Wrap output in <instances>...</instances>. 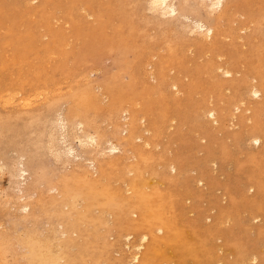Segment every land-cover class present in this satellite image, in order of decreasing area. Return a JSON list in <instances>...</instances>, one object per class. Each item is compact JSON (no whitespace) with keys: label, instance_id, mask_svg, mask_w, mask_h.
Instances as JSON below:
<instances>
[{"label":"rangeland","instance_id":"obj_1","mask_svg":"<svg viewBox=\"0 0 264 264\" xmlns=\"http://www.w3.org/2000/svg\"><path fill=\"white\" fill-rule=\"evenodd\" d=\"M122 1L0 0V169L4 165L0 171V234H4L0 235V240L3 241V243L0 242V264H128V253L131 254L133 250L129 249L128 252V248L124 247L123 243L126 241L122 235L132 233L134 239L144 232H152L151 240L145 243L141 253V256L143 253L146 254L147 264H221L223 254L217 248L222 245V240L218 236L223 233L227 234L229 242L226 257L228 260H235V264L237 263L236 259L240 257L239 262L242 264V259L253 249H262L260 251L264 255V95L255 99L253 96L250 97V92L247 90L246 93L243 92L245 88L249 89V83L253 82L250 80L252 79L251 74H255L256 71L258 74H264V0H234L233 5L235 4V7L231 6L228 18L233 23L232 21L228 23L224 21L223 26L225 25V28L228 26L227 29L230 26L231 30L232 25L234 27L238 25L236 28H232L235 31L239 27L238 32L237 30L230 32L229 29H221L219 34L221 39L219 37L216 39V44L219 47L213 42L210 49H203L197 44H190L187 39L183 38L186 36L178 34V32L180 33L178 29L173 28L171 30L169 28L170 32L166 29L165 34L164 29H162L164 25L155 19L154 14H150L153 12L146 6L148 0H139V3L135 0H127L128 3H125V0ZM181 1L183 0H179V3ZM245 1H247V5ZM115 2L118 3L115 4ZM241 3L242 5L239 6ZM38 4L41 6H36ZM68 6L72 14H75L72 16L75 19L67 13L66 8ZM114 6L117 8L115 9ZM133 7L136 10L134 14H131L129 9L131 10ZM75 8H78L79 11ZM122 8H125L130 15L129 20L124 17ZM246 8L250 10L247 11ZM114 9L115 11H113ZM121 11L123 13L118 17L117 14H120L118 12ZM199 11L204 12L205 8L199 7ZM235 13L239 19L236 18ZM240 14L242 16H239ZM230 15L234 18L231 19ZM234 20H236V24H234ZM243 21L245 24L249 23L245 30L249 31L243 30L244 33L240 28ZM218 28H222V26ZM223 30L225 31L222 33ZM158 31L161 33L158 34ZM234 33L239 35L237 37H241L240 40L236 38ZM225 34L226 36H224ZM232 34L234 36L231 38ZM247 34L248 36H246ZM173 35H177V38L182 37V39L180 38L178 41ZM162 36L167 38L173 36L172 38H175L174 46L177 47L180 43L183 46L182 49L184 48L183 51L185 49L188 51L181 52L182 49L179 46L180 51L178 50L176 54L177 59L175 57V59H171V62L166 61L164 63L165 68H169V72L165 69V76L169 79L165 77L166 80L161 82L160 89L162 92H160L163 95H157V92L150 93L151 98L149 97V99L153 101V104L154 101H157L152 109L159 110L158 113L156 112V116L152 110L151 123L158 122L157 126L160 130L155 127L156 124L153 126L146 119L145 126L149 127L150 133L144 134L143 141L140 140L144 143V145L142 143L144 147L137 141L140 146L137 144L128 146L129 143L124 142L122 138L112 137V122L110 121V124L106 122V120H111L109 114L105 113L106 110L103 113L100 112L101 109L99 111L94 102L95 109L91 106L92 100L90 97H86L89 92L86 93L84 86L90 84L92 88H95L92 89L93 92L95 91L93 94L100 93L95 94L99 99L107 96L108 91L105 89L110 90V87H114L115 82L119 83V80L124 83H133V76H136L137 81L135 80L133 85L130 83L131 91L140 92L150 86L153 87L154 84L158 83V78L151 77V72H154V69L150 63L155 61L156 51L159 53L166 51L168 39L163 37L164 41L161 43ZM234 37L236 40L233 39ZM17 38L19 42L17 49H15L12 42L16 41ZM222 38L225 39L223 40L224 45L221 43ZM86 39H89L90 42L87 43ZM237 40L239 41L237 42ZM153 43L156 46H152ZM242 43H246V45L244 46ZM185 45L186 47L189 45V47L186 48ZM149 46L151 47L149 48ZM191 46L193 47L191 48L192 51L190 50ZM148 48L153 50V54H155L150 55L151 52L149 55L146 54L148 57L150 56V60L144 54V52H148ZM230 49L231 52H229ZM190 51L192 53H189ZM203 51H207L208 53L205 52V54L208 56L203 55ZM202 52L203 54H201ZM216 52L219 54H215ZM211 53L215 54H212L214 58ZM238 54L242 55L239 56ZM144 55L147 58L145 61ZM199 55L202 57H198ZM217 55L222 57L219 56V58ZM216 56L221 60H218ZM245 56L246 60H244ZM135 57L138 60H133ZM139 57H144V62ZM256 59H260L261 62ZM225 60L228 61L227 65L235 68V70L242 68L237 72L239 74L234 73L230 77H223L220 71L213 69L214 66L217 67L216 65L224 64ZM243 60L244 62H242ZM134 61L135 64L129 67ZM137 61L139 64L142 62L144 70L145 67L147 68L146 73L141 67V71L146 74L139 72V68V70L137 69L138 73L136 72L135 68L139 67ZM240 64L242 67H239ZM146 65H150L148 66L150 68ZM260 66L263 70H261L262 68L259 69ZM132 69L133 74L129 73ZM253 69L255 70L253 71ZM216 70L222 75L213 72ZM213 73L217 74L215 78ZM142 75L148 78V87L140 80L143 78ZM245 75L250 79L246 77L244 79ZM149 77L154 82L153 85L149 82ZM146 78L143 79V82H146ZM132 79L133 81H131ZM168 81L176 83L178 85L177 90ZM163 82L165 83L163 84ZM78 85H81L80 89L84 88L83 91H79ZM104 85L106 86L105 89H103ZM168 85L169 88L171 87L170 90L166 89ZM133 86H136L135 90H133L135 88ZM118 87L121 86L118 85ZM240 87L244 89L242 90ZM172 89L178 93L175 91L172 94ZM74 90L79 95L80 92L82 94L85 91L81 96L85 97L87 104L84 106L90 111V113L87 111L85 114L86 109L81 107V104L77 105L79 112L82 111L80 114L84 113L85 115V117H81L84 124L82 129L96 135L97 139L99 138L98 144L102 140V143L106 142L107 144L106 138H108L117 142L121 148L117 152L118 154L116 153L119 157L116 154L111 158L106 154L99 157L100 155L93 151L94 147L82 148L78 145L75 134H78L77 132L80 130L74 128V137L69 134L68 142L70 141V145L77 152L90 158L94 156L93 159L95 158L97 164L101 165L100 172L95 171L90 166L88 168L87 161L79 162L80 166H78L76 160L74 163V161L68 162V160L63 161L59 158L62 162L54 154L48 153V150L52 152L47 135L50 133L49 131L53 130L52 121L58 111L62 109L65 111L66 106L68 108L77 104L75 99L77 95L72 96ZM120 92H126L124 86ZM179 92L182 94L181 96ZM247 92L249 99L246 97L248 96ZM242 93L243 99H237L239 96L242 97ZM222 94L223 96H221ZM106 96V100L102 98L99 101L96 97L97 104L104 101L101 105L105 106V103L109 102V98ZM57 97L60 98V101L53 100L52 102V99H57ZM207 98H209L207 102L211 98L209 102L212 104H210L211 106L207 104ZM173 99L178 104L174 103ZM50 101L54 106L51 105ZM72 101L76 104L71 105ZM2 102L4 103L2 104ZM164 102L165 104H163ZM238 103L241 104L238 105ZM199 109L204 110V112ZM207 109L216 111L217 123L209 115L210 110L206 112ZM166 110L169 111L165 112ZM232 110L234 111L233 114L229 115ZM94 111L97 119L91 115ZM199 111L205 115L200 112L204 116H199ZM165 113H171V115L166 116ZM206 116L211 118H209V123L205 121H208ZM199 117L200 119H198ZM84 118L87 121L90 119L91 122L87 124ZM162 120L164 121L163 128L162 124L159 125ZM228 122L231 123L232 127L227 126ZM142 124L144 125V123H141V127H143ZM150 126L153 127V131H158L155 135L153 134L154 137L151 135L152 129L150 128L152 127ZM101 129L107 130L108 133L107 131V134L103 132V136L101 132L98 137ZM98 132L99 134H97ZM246 132H255L261 135L260 144H252L250 140H246ZM156 135L162 136L159 138ZM242 136L244 137L242 138ZM156 138H158V142ZM73 139L75 140L72 141ZM43 144L47 145L48 150L43 147ZM247 145L248 147H246ZM174 149L175 151H173ZM123 151L125 153H122ZM18 157H23L27 168L26 179L25 181L22 180L24 183L18 184L19 187L23 188V191H19L20 188L16 184ZM120 158L122 159L119 160ZM210 160L214 161L211 162ZM186 161L189 163L186 164ZM66 162L69 164H65ZM172 162L177 166L175 170L170 166ZM14 167L15 169L11 171ZM162 167L163 170L160 169ZM169 167L173 172L169 171ZM8 168L9 171H7ZM194 169L197 170L195 171L197 177L194 175ZM10 174L13 176L12 179ZM14 177L16 179L13 181ZM195 178H198V181ZM248 186H252L253 190H249ZM125 191L128 192L125 193ZM24 204H28V207H24ZM212 206L228 208L227 214L218 221L222 225L209 220L207 222V216L211 211L209 209L210 207L213 208ZM240 210H243L245 214ZM145 213L148 216V218L146 217L147 221L143 219L142 214ZM255 214L257 218L251 222V216ZM197 217L202 221H197L199 220ZM204 218L205 221L203 222ZM130 222L141 223L139 227L130 229ZM198 223L200 224L198 225ZM159 225L163 227L162 232L156 230V226ZM210 228L212 230L208 231ZM60 234L63 235L60 236ZM118 235L121 236L119 241L117 240ZM57 249L58 251H56ZM251 261L249 260V264H259L258 261Z\"/></svg>","mask_w":264,"mask_h":264},{"label":"bare ground","instance_id":"obj_2","mask_svg":"<svg viewBox=\"0 0 264 264\" xmlns=\"http://www.w3.org/2000/svg\"><path fill=\"white\" fill-rule=\"evenodd\" d=\"M20 1V0H19ZM30 1V0H29ZM122 1V0H121ZM136 2L138 1V3H139V0H135ZM233 1L234 0H183V1H181V3H179V0H148V1H146V2H148V5H146L147 3L146 2H144V3H146V4H144V5H146L147 7H149V9L153 12V13H150L151 15H155V19L157 20V21H159V23L160 24H163L164 25V27L162 28V29H164V33H165V30L167 29V31H169L170 32V30H168L169 28L172 30L173 28L174 29H178L179 31H180V33L178 32V34H181V36H186V37H183V38H185V39H187L188 41L187 42H189L190 44H192V45H199L200 47H202L203 49L204 48H207V49H210L211 48V46H212V43L213 42H215V44H216V39H217V37H219L220 38V36H219V34H220V32H221V29H225V30H230V26H229V28L227 29V27L225 28L224 26H223V22L224 21H227V23L228 22H230V21H232V20H229L228 18H229V14H230V12H231V6H233V7H235V4L233 5ZM28 2V1H27ZM31 2H35V1H31ZM55 2V1H54ZM123 2V1H122ZM247 1H245V3H246ZM118 3V2H117ZM116 2H115V4H117ZM125 3H128V1L127 0H125ZM85 4V3H84ZM114 4V5H115ZM122 4V3H121ZM251 4V3H250ZM81 5V4H80ZM80 5H78V7L80 8ZM123 5V4H122ZM242 5V3L239 5V6H241ZM246 5H247V3H246ZM27 6H28V4H27ZM36 6H41L40 4H38V5H36ZM61 6V5H60ZM70 6V5H69ZM68 6V8H66L67 10V13H69V16L71 15V17L73 16V15H75V14H72V11L71 10H69V7ZM82 6V5H81ZM239 6H238V8H239ZM248 6H250V5H248ZM75 7H77V6H75ZM85 7V6H84ZM124 7V6H123ZM199 7L200 8H205V11L203 12V11H199ZM43 8V7H42ZM45 8V7H44ZM71 8H73V7H71ZM114 8H115V6H114ZM117 8V7H116ZM115 8V9H116ZM141 8H143L142 6H141ZM141 8H140V10H141ZM35 9V8H34ZM75 9H77L78 11H79V9L78 8H75ZM81 9H82V7H81ZM115 9L113 10V11H115ZM123 9V8H122ZM121 9V10H122ZM198 9V10H197ZM247 9V8H246ZM252 9V8H251ZM36 10V9H35ZM135 8L133 7V9H129V11H131V14H134L135 13ZM139 10V11H140ZM149 10V11H150ZM250 10V9H249ZM248 9H247V11H249ZM253 10V9H252ZM38 11V10H37ZM73 11H74V9H73ZM88 11H90V10H88ZM112 11V10H111ZM119 11V10H118ZM128 11V10H127ZM39 12H41V10H39ZM43 12H44V10H43ZM42 12V13H43ZM124 12V13H123ZM123 12L121 11V12H118V13H120V14H117L118 15V17L119 16H121V13H123L124 14V17L126 18V19H128L129 20V14L126 12V9L124 8L123 9ZM142 12V11H141ZM76 13V12H75ZM89 13H91V11L89 12ZM139 13V12H138ZM138 13H136V14H138ZM31 14V13H30ZM49 14H51V13H49ZM92 14H93V12H92ZM99 14V13H98ZM122 14V15H123ZM143 14V13H142ZM141 14V15H142ZM236 14V13H235ZM235 14H233V15H235ZM242 15H243V13H241ZM239 15V16H242V15ZM67 15V14H66ZM90 15V14H89ZM94 15V14H93ZM95 15H96V13H95ZM141 15H139V16H141ZM237 15V14H236ZM54 16V15H53ZM97 16V15H96ZM138 16V17H139ZM143 16V15H142ZM147 16V15H146ZM145 16V18L147 19V17L149 16H147L146 17ZM71 17H70V19H71ZM236 17V16H235ZM244 17V16H243ZM242 17V18H243ZM73 18V17H72ZM84 18V17H83ZM139 18H141V17H139ZM230 18L232 19V18H234V17H231V15H230ZM237 19H239L238 18V15H237V17H236ZM35 19V18H34ZM73 19H75V17L73 18ZM72 19V20H73ZM123 19V18H122ZM145 19V21L146 22H148L147 20ZM46 20V19H45ZM118 20H119V18H118ZM128 20H127V22H128ZM144 20V19H143ZM251 19H249V21H250ZM44 21V20H43ZM150 21V20H149ZM155 21V20H154ZM119 22V21H118ZM156 22V21H155ZM238 22V21H237ZM245 21H243V23H244ZM251 22H253V20H251ZM157 23V22H156ZM232 23H233V21H232ZM239 23V22H238ZM237 23V24H238ZM242 23V27L240 26V28H242V32L244 33V31L247 29V26L246 25H248V24H243ZM149 24V23H148ZM224 24H226V23H224ZM230 24V23H229ZM234 24H236V20H234ZM155 25V24H154ZM231 25V24H230ZM3 26V25H2ZM15 26H16V24H15ZM220 26H222V28H218V27H220ZM236 27L238 26V25H235ZM224 27V28H223ZM234 26L232 25V28H233ZM236 27H234V28H236ZM98 28V27H97ZM161 28V27H160ZM159 28V30H162V29H160ZM232 28H231V30H232ZM249 28V27H248ZM95 29V28H94ZM128 29V28H127ZM220 29V30H219ZM237 29H239V27L237 28ZM236 29V30H237ZM225 30H223L222 31V33L225 31ZM230 30V32H232ZM235 30V31H236ZM244 30V31H243ZM255 30V29H254ZM126 31H128V30H126ZM174 32H175V30H173ZM235 31H233V32H235ZM247 31H249V30H247ZM247 31H245V32H247ZM237 32H238V30H237ZM236 32V33H237ZM17 33V32H16ZM161 32L160 31H158V34H160ZM228 33V32H227ZM236 33H234L235 34V36H236V38H238L239 40H240V38L239 37H237V36H239L238 34H236ZM11 34V33H10ZM166 34V33H165ZM165 34H164V36H165ZM177 34V35H178ZM231 34V33H230ZM18 35V34H17ZM133 35V34H132ZM162 35H163V32H162ZM176 35V36H177ZM52 36V35H51ZM161 36V35H160ZM164 36H162V38L164 37ZM174 37H176L175 35H173ZM172 36V37H173ZM180 36V35H179ZM221 36H222V34H221ZM224 36H226V34L224 35ZM223 36V37H224ZM229 36V35H228ZM224 37V38H229V37ZM232 36H234L233 34L231 35V38H232ZM246 36H248V34L246 35ZM18 37V36H17ZM129 37V36H128ZM167 38V37H164L165 39L167 38L168 40H167V43H166V51L163 53H159V51L157 52H155V48L153 47V50H154V52L156 53V58H154L155 59V61L154 62H151L150 64H151V67H152V69H154V72H151V77L152 78H154V79H156V78H158L157 79V81H158V83L157 84H154V82L151 80V77H149L150 78V83H152V85L154 84V86L152 87V86H150L151 87V89H149V88H146V89H144V91L142 90V91H136L135 89H136V86H133V90H135V91H131V85H130V83H132V82H130V83H124V82H120V80L118 81L119 83H117V82H115L116 84H114V87H110V90H107L108 88H106L105 89V82H104V87H103V89H105L106 91H108V95L106 96V97H108L109 98V102H107V104L105 103V106H103V105H101L102 104V102H104V101H101V103L99 102V104H97L98 103V101L100 100V99H102V98H104L105 99V96H103V97H100V99L98 98V96H96V95H98V94H100V93H95V94H93L94 92L92 91V89L94 90L95 88H92L91 87V85L90 84H87L86 86H84V88H85V91H86V93L87 92H89V94L90 93H92L91 95H89L88 94V96H86L87 98L88 97H90V99L92 100V102L90 103L91 104V106L95 109V106H96V108H98L99 109V111H100V109H101V111L100 112H104L105 110H106V112L105 113H108L109 114V117L111 118V120L109 119V121L108 120H106V122H108L109 124H110V121L112 122V126H113V130H112V132H111V134H112V137H117V139H120V138H122L123 140H124V142H126V143H129V144H127L128 146H130V144H137V142H139V144L141 143V146H143L144 145V143L142 142L143 141V137H144V134H148V133H150V131H149V127L146 125L145 126V121H146V119L151 123V117H150V115L152 114V106H154V104L157 102H155L154 101V104H153V101L151 100V99H149V97H150V95L153 93V92H157L156 94L158 95V94H162L163 95V93H161L162 91H161V89H160V85H161V82L163 81V80H166L165 79V73H166V71H168L169 70V68L168 69H166L165 68V65H164V63L166 62V61H170L171 62V59H175V57L177 56L176 54H177V52H178V50H179V46L181 47L180 49H182V47L183 46H181L182 44H178L177 45V47H176V45L174 46V43H175V38ZM252 37H254V36H252ZM19 38V37H18ZM18 38H17V40L16 41H13L12 43V46L15 48V49H17V44H18ZM62 38V37H61ZM142 38V37H141ZM164 38H163V40H161V43H162V41H164ZM177 38V37H176ZM182 39V37H178L177 38V40L179 41V39ZM247 38V37H246ZM251 38V37H250ZM35 39V38H34ZM59 39V38H58ZM95 39V38H94ZM221 39V38H220ZM234 40H236L235 39V37L233 38ZM253 39V38H252ZM89 39H86V41H87V43H89L90 42V40L88 41ZM177 40H176V43H178L177 42ZM223 40H225V39H223L222 38V44L224 45V41ZM230 40V39H229ZM233 40V41H234ZM239 40H237V42L239 41ZM241 40H243L244 41V39H241ZM249 40V39H248ZM247 40V41H248ZM125 41H126V39H125ZM232 41V42H233ZM254 41V40H253ZM183 42H185L184 40H183ZM224 42V43H223ZM226 42H228V41H226ZM242 42V41H241ZM57 43V42H56ZM160 43V44H161ZM220 43V44H221ZM20 44V43H19ZM27 44V43H26ZM132 44V43H131ZM187 44V43H186ZM219 44V43H218ZM243 44V43H242ZM242 44H240L241 46H242ZM148 45V44H147ZM156 46V44L155 43H153L152 44V46ZM222 45V46H223ZM234 45V44H233ZM244 46L246 45V43L245 44H243ZM19 46V45H18ZM87 46H88V44H87ZM87 46H85L86 48H88ZM144 46V45H143ZM216 46H218L217 44H216ZM215 46V47H216ZM232 46V45H231ZM237 46H239V45H237ZM255 46V45H254ZM24 47V46H23ZM139 47V46H138ZM148 47V46H147ZM151 46H149V48H150ZM158 47H159V45H158ZM167 47H168V49H167ZM184 47H186V45L184 46ZM187 47H189V45L187 46ZM186 47V48H187ZM219 47V46H218ZM217 47V48H218ZM232 47H235V46H232ZM85 48V49H86ZM145 48V47H144ZM148 48V49H149ZM162 48V47H161ZM191 48H193L192 46L190 47V50H191ZM236 48V47H235ZM235 48H234V50H235ZM240 48H242V47H240ZM244 48V47H243ZM159 49H160V47H159ZM163 49V48H162ZM162 49L160 50V52L162 51ZM184 49V48H183ZM183 49L181 50V52L183 51ZM237 49V48H236ZM153 50L151 51L150 49L148 50V52H144V54L146 55H149V53L151 52L152 54H150V55H155V54H153ZM164 50V49H163ZM188 51V49H185V51ZM198 50V49H197ZM247 50V49H246ZM180 51V50H179ZM185 51H183V52H185ZM192 51V50H191ZM189 52V53H192V52ZM248 51V50H247ZM199 52V51H198ZM203 52H204V54H203ZM201 54H203V55H207L208 56V54H205V52H207V51H203ZM224 52V51H223ZM229 52H231V49H230V51ZM239 52V51H238ZM43 53V52H42ZM137 53H139V52H137ZM186 53H188V52H186ZM188 53V54H189ZM208 53V52H207ZM248 53V52H247ZM134 54H135V52H134ZM181 54H183V53H181ZM187 54V55H188ZM200 54V55H201ZM215 55V54H219V53H211V55ZM263 54H264V52H263ZM138 55V54H137ZM145 55H144V57H145ZM146 55V57H148ZM184 55V54H183ZM183 55H180V56H182L183 57ZM186 55V54H185ZM192 55V54H191ZM200 55L198 56V57H200ZM213 55H212V57H213ZM239 55V54H238ZM240 55H242V54H240ZM239 55V56H240ZM195 56V55H194ZM204 56V57H205ZM218 56V55H217ZM216 56V57H217ZM220 57H222V56H225V54H222V56L221 55H219ZM218 56V57H219ZM138 57V56H137ZM137 57H135V58H137ZM144 57H139V58H141L142 60V62H144L145 61V59H147L146 57L144 58ZM150 57V56H149ZM148 57V58H149ZM155 57V56H154ZM197 57V58H198ZM202 57V56H201ZM200 57V58H201ZM217 57V59L218 60H221V59H219ZM256 57V56H255ZM262 57V56H261ZM3 58V57H2ZM133 59V60H138V58L137 59ZM143 58H144V61H143ZM152 59H153V57H151ZM206 58V57H205ZM214 58V57H213ZM225 58V57H224ZM264 58V57H263ZM176 59H177V57H176ZM216 59V60H217ZM247 58H246V56H245V59L244 60H246ZM128 60V59H127ZM126 60V61H127ZM149 60H150V58H149ZM149 60H147V61H149ZM222 60H224L223 58H222ZM237 60V59H236ZM244 60L242 61V62H244ZM257 60V59H256ZM129 61H132V60H129ZM146 61V63H148ZM211 61H214V60H211ZM226 61V60H225ZM225 61H224V64H220L219 66L218 65H216L217 67L215 68V66H214V64H213V66H214V68H213V66H212V68L213 69H217L218 71H220L222 74H223V77L224 76H227V77H230V76H232L234 73H237V72H239V70L240 69H242V68H240L239 70H235V68L233 69L232 67H229L228 65H227V62L228 61H226V63H225ZM250 61V60H249ZM253 61V60H252ZM258 62H261L260 61V59L259 60H257ZM263 61H264V59H263ZM262 61V62H263ZM142 62H140V64L138 63V61H137V64H138V66L139 67H137V68H135L136 69V72L138 73V70H139V72L141 71V67H142V70H144L143 68H144V66H142ZM150 62V61H149ZM181 62V61H180ZM199 62H200V60H199ZM239 62V61H238ZM251 62V61H250ZM127 63V62H126ZM145 63V64H146ZM208 63V62H207ZM211 62H209V64H210ZM246 63H247V61H246ZM256 63V62H255ZM125 64V63H124ZM132 64H135V61L134 62H131V64H130V66L129 67H131V65ZM216 64V63H215ZM248 64V63H247ZM263 64V63H262ZM261 64V65H262ZM17 65V64H16ZM144 65V64H143ZM211 65V64H210ZM209 65V66H210ZM243 65V64H242ZM253 65V64H252ZM258 65V64H257ZM21 66V65H20ZM124 66V65H123ZM147 67L148 66H150V65H146ZM199 67H200V65H198ZM241 66V64L239 65V67ZM129 67H126V68H129ZM207 67V66H206ZM211 67V66H210ZM209 67V68H210ZM234 67V66H233ZM242 67V66H241ZM244 67H246V66H244ZM257 67V66H256ZM256 67H254L255 69H257ZM125 68V69H126ZM133 68V67H132ZM139 68V69H138ZM148 68H150V67H148ZM262 67L260 66L259 67V69H261ZM264 68V67H263ZM263 68L261 69V70H263ZM138 69V70H137ZM165 69H166V71H165ZM213 69H210V70H213ZM255 69H253V71L255 70ZM4 70V69H3ZM146 70H147V68L145 67V72H146ZM213 71V72H217L218 73V71ZM252 70V69H251ZM126 71H128V70H126ZM148 71V70H147ZM151 71V69L149 70V72ZM22 72V71H21ZM141 72H143V71H141ZM145 72H143L142 74H146ZM169 72V71H168ZM219 72V73H220ZM257 72V71H256ZM255 72V74H251L250 76H251V78L252 79H250L249 77L247 78V75H245L244 76V79H245V77L247 78V79H250L251 81L253 80V82L250 84L249 83V89L248 88H245V90L243 91V92H245L246 93V90L248 91V92H250V97L251 96H253V97H255V99L257 98V99H259L261 96H263L264 95V82H263V80H264V77H263V75L264 74H262V73H256ZM129 73H134L133 72V69H132V71H130ZM136 73V74H137ZM211 73H212V71H211ZM218 73V74H219ZM220 73V75H222ZM244 73V72H243ZM20 74V73H19ZM26 74V73H25ZM131 74V75H132ZM205 74V73H204ZM207 74V73H206ZM210 74V73H209ZM214 75V78H215V76L217 75L216 73H213ZM237 74H239V73H237ZM236 74V75H237ZM22 75V74H21ZM148 75V74H147ZM208 75V74H207ZM5 76H7V75H5ZM133 76V75H132ZM143 76V75H142ZM142 76H141V78H142ZM150 76V75H149ZM134 77V81H133V79L131 80V81H133V83H135V80H136V76H133ZM144 78H146L145 76H143V78L142 79H140V78H138V79H140L141 81H142V83H145L144 85L146 86L147 85V79L148 78H146V82H143L144 80ZM166 78H168V77H166ZM214 78H211V80L213 79L214 80ZM169 79V78H168ZM225 79V78H224ZM129 80V79H128ZM139 80V81H140ZM210 80V79H209ZM130 81V80H129ZM137 81V80H136ZM152 81V82H151ZM170 81V80H169ZM168 81V83H170ZM175 81H177V80H175ZM180 81V80H179ZM223 81H225V80H223ZM251 81H249V82H251ZM172 82V81H171ZM220 82H222V81H220ZM43 83V82H42ZM107 83V82H106ZM133 83H132V85H133ZM136 83H138V82H136ZM165 82H163V84H164ZM167 83V84H168ZM180 83V82H179ZM14 84H15V82H14ZM170 84H172L173 85V87H175L176 88V90H177V88H178V85L176 84V83H170ZM188 84H190V83H188ZM219 84V83H218ZM243 84H244V82H243ZM13 85V84H12ZM28 85V84H27ZM118 85H120L122 88H123V86L125 87V89H126V92H124V93H121L120 92V89H122L121 87H118ZM142 85V84H141ZM245 85V84H244ZM1 86V85H0ZM79 86V85H78ZM162 86V85H161ZM171 86V85H170ZM246 86V85H245ZM77 87V86H76ZM147 87H148V85H147ZM1 88V87H0ZM81 88V85L79 86V89ZM83 88V89H84ZM98 88V87H97ZM138 88V87H137ZM163 88H165V87H163ZM171 88V87H170ZM170 88H169V85L167 86V88L166 89H169L170 90ZM221 88V87H220ZM241 89H242V87H240ZM78 89V88H77ZM78 89V90H79ZM83 89H80L79 91H83ZM99 89H101V88H99ZM183 89V88H182ZM244 89V88H243ZM242 89V90H243ZM76 90V89H75ZM74 90V91H75ZM88 90V91H87ZM175 90V89H174ZM175 90V91H176ZM223 90H224V88H223ZM84 91V92H85ZM96 91H98V90H96ZM100 91V90H99ZM161 91V92H160ZM175 91H173V89H172V91H171V93L172 92H175ZM180 91V90H179ZM229 93H230V91L229 90H227ZM241 91V90H240ZM40 92V91H39ZM73 92V91H72ZM84 92H82V94H81V92H80V95L78 94V93H76V91L75 92H73L74 94H72V96L74 95H77V97H75V99L77 100H75L76 101V103H73V101H74V97H73V101L71 102V105L73 104H76L75 106H71L70 104V106L71 107H68L67 108V106H66V110L64 111L62 108V110H60V111H58L57 113H56V116H55V118H54V120L52 121V123L53 124H51V126L53 125V130L52 131H49L50 133H48L47 135H48V140H49V142L48 143H50V148H52V149H50L52 152H49V150H48V147H47V145L45 146V144H43V147L45 148H47V150H48V153H52V154H54L55 155V157H57V159L59 160V161H66V160H68V162H71V161H74V163H75V160H76V164H78V166H80V164H79V162H81V163H83L84 161H87V163H88V168H93L95 171H98V172H100V169H101V165H99V164H97V162L95 161V158L93 159V157L92 158H90V157H87V156H85V155H83L82 153H80V152H77L73 147H72V145H70V141L68 142V136H69V134L70 135H74L75 133H73L74 132V128H77V129H79V130H77V131H79V132H81V134H79V132H77L78 134H75V139H78V145L80 146V147H82V148H88V147H94L93 148V151H95L96 153H97V155L99 154L100 156L99 157H101V155H105L106 154V156L108 155V157H113V156H116L118 153V151L121 149L120 147H119V145H118V143L117 142H113V141H111V139H108V138H106L107 139V144H106V142H103L102 143V141L100 142V144H98V142H97V140L99 139H97V136L96 135H94V134H91V133H88V132H85L82 128L84 127L83 125V118L81 119V117H85V115H84V113L82 114V115H84V116H82L80 113L82 112V111H80L79 112V106H77V105H80L81 107L83 106L84 108H85V106L84 105H86L87 104V101L84 99L85 97H83V96H81V95H83L84 94ZM164 92V91H163ZM177 92V91H176ZM236 92V91H235ZM239 92V91H238ZM248 92H247V95L248 96H246L247 98L249 97V94H248ZM11 93V92H10ZM9 93V94H10ZM14 93V92H13ZM29 93V92H28ZM41 94H42V92H40ZM40 93H39V95H40ZM76 93V94H75ZM85 93V94H86ZM151 93V94H150ZM165 93V92H164ZM178 93V92H177ZM177 93H175V95H177ZM180 93V92H179ZM217 93H220V91H217ZM244 93V95H246ZM45 94V93H44ZM173 94V93H172ZM15 95V94H14ZM48 95V94H47ZM69 95V94H68ZM165 95V94H164ZM182 94L180 93V96H181ZM33 96V95H32ZM31 96V97H32ZM66 96V95H65ZM64 96V97H65ZM174 96V95H173ZM221 96H223V94L221 95ZM260 96V97H259ZM52 97V96H51ZM60 97V96H59ZM59 97H57V99L56 98H54V99H52V102H53V100H55V101H57V100H59L60 98ZM83 97V98H82ZM96 97L98 98V101H97V99H96ZM163 99H164V97L166 98V95L163 97V96H161ZM179 97V96H178ZM208 97H210V95H208ZM233 98H234V96H232ZM245 97V96H244ZM252 97V99H254ZM2 98V97H1ZM14 98V97H13ZM62 98V97H61ZM66 98V97H65ZM64 98V99H65ZM151 98V97H150ZM232 98V99H233ZM247 98H245V99H247ZM29 99V98H28ZM70 99V98H69ZM68 99V100H69ZM209 98H207L206 99V102H207V100H208ZM237 99H243V93H242V97L240 98V96H239V98H237ZM249 99V98H248ZM106 100V99H105ZM151 100V101H150ZM167 100V99H166ZM166 100H165V102H166ZM8 101V100H7ZM54 101V103L56 104V102ZM60 101V100H59ZM69 101H71V99L69 100ZM175 100L173 99V102H174ZM210 101H211V98H210ZM210 101H208L207 102V104L209 105V106H211L210 104H209V102ZM238 101V100H237ZM10 102V101H9ZM31 102V101H30ZM51 102V101H50ZM49 102V103H50ZM51 102V105H53V103ZM66 102V101H65ZM95 104H94V103ZM165 102L163 103V104H165ZM204 102V101H203ZM239 102V101H238ZM241 102H244V101H241ZM4 102H2V104H3ZM58 103V102H57ZM174 103H177V102H174ZM218 103H220V102H218ZM7 104V103H6ZM11 104V103H10ZM14 104V103H13ZM17 104V103H16ZM64 104H66V103H64ZM95 106H94V105ZM167 104V103H166ZM178 104V103H177ZM226 104V103H225ZM237 104V103H236ZM235 104V105H236ZM241 103H238V105H240ZM25 105H26V103H25ZM50 105V104H49ZM57 105V104H56ZM63 105V104H62ZM68 105V106H69ZM97 105H98V107H97ZM157 105L161 108V106L157 103ZM204 105V104H203ZM206 105V104H205ZM219 105V104H218ZM221 105H224V104H222L221 103ZM231 105V104H230ZM234 105V104H233ZM232 105V106H233ZM9 106V105H8ZM54 106V105H53ZM63 106H65V105H63ZM169 106V105H168ZM225 106V105H224ZM36 107V106H35ZM80 107V108H81ZM87 107H90V106H88L87 105ZM155 107V106H154ZM203 107V106H202ZM213 107H214V105H213ZM216 107V106H215ZM3 108H4V106H3ZM78 108V109H77ZM83 108V111H85V109ZM92 108V110H94ZM201 108V107H200ZM45 109V108H44ZM51 109H54V108H51ZM90 109V108H89ZM156 109V108H155ZM166 109V108H165ZM168 109V108H167ZM202 109H204V108H202ZM202 109H199V110H201V111H203L204 112V110H202ZM217 109V108H216ZM224 109V108H223ZM237 109H238V107H237ZM33 110V109H32ZM35 110H37V109H35ZM47 110V109H46ZM103 110V111H102ZM161 110H162V108H161ZM198 110V109H197ZM208 110H210L209 111V115L212 117V120L215 122V123H217L218 122V116H217V114H216V111L214 110V109H207L206 110V112L208 111ZM228 110V109H227ZM234 110V109H233ZM232 110V112L229 114V115H231V114H233V111ZM236 110V109H235ZM48 111V110H47ZM87 111H89L88 109H86V111H85V114H86V112ZM98 111V113H100ZM155 111V112H154ZM159 112V110L157 109V110H153V113H155V116H156V112ZM167 111H169V110H166L165 112H167ZM201 111H199V114H200V112ZM263 111V110H262ZM261 111V112H262ZM56 112V111H55ZM97 112V111H96ZM157 112V113H158ZM161 112V111H160ZM203 112H201L202 114H204ZM205 112V113H206ZM221 112V111H220ZM245 112V111H244ZM248 112H250V111H248ZM89 113H90V111H89ZM196 113V112H195ZM245 113H247V112H245ZM55 114V113H54ZM81 116H80V115ZM165 114H167V113H165ZM168 114H170L171 115V113H168ZM168 114L166 115V116H168ZM202 114H200L199 116H201ZM261 114V113H260ZM45 115V114H44ZM91 115H94L95 117H93V118H96L97 116L95 115V111L93 112V114H91ZM98 115V114H97ZM158 116H159V114H157ZM205 115V114H204ZM204 115H202V116H204ZM228 115V116H229ZM99 116V115H98ZM102 116H104L103 114H102ZM161 116V115H160ZM165 116V115H164ZM165 116V117H166ZM201 116V117H202ZM233 116H235V115H233ZM2 117H4V116H2ZM40 117V116H39ZM47 117V116H46ZM80 117V118H79ZM91 117V116H90ZM105 117V116H104ZM153 117H154V115H153ZM162 117V116H161ZM160 117V118H161ZM198 117V116H197ZM207 117V116H206ZM0 118H1V116H0ZM37 118V117H36ZM48 118H51L50 116H48ZM89 118V117H88ZM99 119L101 118V116L100 117H98ZM209 116L207 117V119H208V121L207 120H205L206 122H208L209 123ZM234 118V117H233ZM246 118H247V115H246ZM44 119V118H43ZM97 119V118H96ZM154 120H155V117L153 118ZM152 119V120H153ZM161 119H164V118H161ZM167 119H168V117H167ZM195 119V118H194ZM198 119H200V117L198 118ZM211 119V118H210ZM220 119V118H219ZM230 120H231V118H229ZM249 119V118H248ZM84 120H86L87 121V119L86 118H84ZM93 120V119H92ZM103 120V119H102ZM175 120V119H174ZM174 120H173V122H174ZM212 120H210V121H212ZM234 120V119H233ZM247 120V119H246ZM50 121V120H49ZM48 121V122H49ZM94 121H95V119H94ZM104 121H105V119H104ZM229 121V120H228ZM85 122V121H84ZM89 122H91V120L90 119H88V121H87V124H89ZM162 122V123H161ZM160 123H159V125L161 126V124H162V128H163V120L161 121ZM173 122H171V123H173ZM231 122V121H230ZM94 123V122H93ZM141 123H144V125H143V127H141ZM158 123V122H157ZM157 123H155V122H153V123H151V125H155V127H159V126H157L158 124ZM171 123H168L169 125L171 124ZM248 123V122H247ZM3 124V123H2ZM46 124H48V123H46ZM45 124V125H46ZM231 124V123H230ZM229 124V122H228V125L227 126H231ZM6 125V124H5ZM4 125V126H5ZM97 125V124H96ZM204 125V124H203ZM209 125V124H208ZM207 125V126H208ZM213 125V124H212ZM211 125V126H212ZM248 125V124H247ZM1 126V125H0ZM50 126V127H51ZM202 126V125H201ZM210 126V125H209ZM213 126H215V125H213ZM95 127V126H94ZM96 127H98V126H96ZM150 127H152V126H150ZM232 127V126H231ZM1 128H3V127H1ZM99 128V127H98ZM178 128H180V127H178ZM246 128V127H245ZM95 129H97V128H95ZM150 129H152V134L151 135H155L156 134V131H153V127L152 128H150ZM159 130H160V128H158ZM244 129V128H243ZM1 130V129H0ZM49 130V129H48ZM51 130V129H50ZM98 130V129H97ZM102 130V129H101ZM100 131V130H99ZM107 131V130H106ZM106 131L105 130H102V131H100V134H99V132L97 133V134H99L98 135V137L101 135V132H102V135L104 136V133L103 132H105L106 133ZM1 132V131H0ZM40 132V131H39ZM158 132V131H157ZM161 132V131H160ZM193 132V131H192ZM107 133H108V131H107ZM106 133V134H107ZM158 134H161V133H158ZM2 135V134H1ZM154 135L152 136V137H154ZM243 135V134H242ZM45 136V135H44ZM157 137L159 136V138H160V136H162V135H156ZM155 136V137H156ZM74 137V136H73ZM244 136H242V138H243ZM45 138V137H44ZM46 138H47V136H46ZM72 138V137H71ZM166 138V137H165ZM75 139H73L72 141H74ZM101 139H102V136H101ZM106 139H104V140H106ZM245 139L246 140H250L251 142H252V144L253 143H256V144H260V142H261V139H262V136L261 135H259L258 133H255V132H246V135H245ZM47 140V139H46ZM140 140H142L141 142H140ZM153 140V139H152ZM156 140H157V142H158V138H156ZM116 141H118V140H116ZM137 141V142H136ZM134 142V143H133ZM136 142V143H135ZM149 142V141H148ZM148 142H145V143H148ZM72 143V142H71ZM105 143V144H104ZM142 143H143V145H142ZM249 143V142H248ZM101 144H104V145H106L105 147H103L104 145H101ZM139 144H137V145H139ZM149 144V143H148ZM246 144V143H245ZM250 145H251V143H249ZM147 145V144H146ZM146 145H145V147H146ZM249 145V146H250ZM140 146V145H139ZM148 146V145H147ZM156 146V145H155ZM245 146V145H244ZM132 147H134L133 145H132ZM131 147V148H132ZM144 147V146H143ZM246 147H248V145L246 146ZM131 148H129L130 150H131ZM138 148H140V147H138ZM137 148V149H138ZM151 148H152V146H151ZM150 148V149H151ZM124 149V148H123ZM133 149V148H132ZM153 149V148H152ZM151 149V150H152ZM106 150V151H105ZM127 150V149H126ZM125 151V150H124ZM122 152V153H125V152ZM134 151V150H133ZM173 151H175V149L173 150ZM128 152V151H127ZM117 153V154H116ZM163 153V152H162ZM52 154H50V155H52ZM93 154V153H92ZM116 154V155H115ZM127 154V153H126ZM157 154V153H156ZM164 154V153H163ZM53 156V155H52ZM118 156V155H117ZM98 157V156H97ZM119 157V156H118ZM121 157V156H120ZM132 157V156H131ZM19 158V157H18ZM52 158H54V157H52ZM62 159V160H60V159ZM56 159V158H55ZM54 159V160H55ZM57 159H56V161H57ZM122 158H120L119 160H121ZM134 159V158H133ZM214 159H216V158H214ZM97 160V159H96ZM109 160H112V159H109ZM55 161V162H56ZM62 161V162H63ZM125 161V160H124ZM211 162H213L212 160H210ZM17 162V161H16ZM58 162V161H57ZM68 162H66L65 164H69ZM78 162V163H77ZM143 163V162H142ZM187 163H189L188 161H186V164ZM62 164H64V163H62ZM72 165H73V163H71ZM113 164V163H112ZM161 164V163H160ZM200 164V163H199ZM209 164V163H208ZM11 165V164H10ZM163 165V164H162ZM161 165V166H162ZM202 165V164H201ZM210 165V164H209ZM4 166V165H3ZM3 166H1V169H2V167ZM7 167H8V165H6ZM15 166V165H14ZM17 168H16V174H17V179L14 177L13 178V181H14V179H16V184H17V186H18V184H23L24 182H22V180L23 181H25V179H26V177H25V175L27 174V168L25 167V164H24V159H23V157H21V158H19V160H18V162H17ZM85 166H87L86 164H85ZM85 166H83L84 168H85ZM90 166V167H89ZM110 166H111V162H110ZM156 166H159L158 164H156ZM171 168L172 169H174L175 170V168L177 167V166H175V163H171ZM82 167V168H83ZM163 167H164V165H163ZM163 167L162 168H160V169H162L163 170ZM82 168H80V170H83L84 171V169H82ZM170 168V167H169ZM171 168H170V170L169 171H172L173 172V170H171ZM194 168V167H193ZM0 169V171H2ZM15 169V167L14 168H12V170L11 171H13ZM78 169V168H77ZM92 169V170H93ZM103 169V168H102ZM165 169V168H164ZM79 170V171H80ZM85 170H87V169H85ZM7 171H9V168H8V170ZM82 171V172H83ZM195 171H197V170H195L194 169V175L197 177V173H195ZM207 171V170H206ZM205 171V172H206ZM81 172V173H82ZM92 172H94V171H92ZM166 172V171H165ZM12 173V172H11ZM86 173V172H85ZM171 173V172H170ZM190 173H191V171H190ZM13 174H14V172H13ZM15 174V175H16ZM94 174V173H93ZM129 174V173H128ZM8 175H9V173H8ZM185 175V174H184ZM187 175H189V174H187ZM10 176H11V174H10ZM12 177L13 176H11L10 178L12 179ZM84 177V176H83ZM88 177H89V175H88ZM155 179V178H154ZM196 179V178H195ZM104 180V179H103ZM151 180H153V179H151ZM156 180V179H155ZM13 181H12V183H13ZM196 181H198V178L196 179ZM195 181V182H196ZM151 182V181H150ZM157 182V181H156ZM194 182V183H195ZM201 182V181H200ZM117 183V182H116ZM145 183V182H144ZM181 183V182H180ZM113 184V183H112ZM125 184V183H124ZM160 184V183H159ZM193 184V183H192ZM196 184V183H195ZM13 185H15V184H13ZM119 185V184H118ZM191 185V184H190ZM16 186V185H15ZM14 186V187H15ZM194 186V185H193ZM19 187V186H18ZM116 187H117V185H116ZM115 187V188H116ZM195 187H196V185H195ZM17 188V187H16ZM20 189H19V191L21 190V191H23V188L22 187H19ZM106 188V187H105ZM249 190H253V188H252V186H248L247 187ZM125 189H126V186H125ZM114 191V190H113ZM113 191H111V192H113ZM31 192V191H30ZM124 192V191H123ZM126 192H128V191H125V193ZM209 192V191H208ZM97 193V192H96ZM213 193V192H212ZM246 193H248V192H246ZM34 194V193H33ZM99 194V193H98ZM116 195V194H115ZM119 196V195H118ZM149 196V195H148ZM30 197V196H29ZM97 197V196H96ZM224 197V196H223ZM26 198V197H25ZM84 198V197H83ZM232 198V197H231ZM92 199H93V196H92ZM31 200V199H30ZM181 200V199H180ZM10 201V200H9ZM189 201V200H188ZM79 202V201H78ZM182 202V201H181ZM40 203V202H39ZM117 203V202H116ZM187 203V202H186ZM35 204V203H34ZM123 204V203H122ZM179 204V203H178ZM177 204V205H178ZM188 204V203H187ZM36 205V204H35ZM78 205H79V203H78ZM103 205V204H102ZM120 205V204H119ZM202 205H203V203H202ZM24 207H28V204H24L23 205ZM65 206H66V204H65ZM121 206V205H120ZM23 207V208H24ZM213 207V206H212ZM22 208V209H23ZM26 208H24V209H26ZM65 208V207H64ZM80 208V207H79ZM29 209V208H28ZM49 210V209H48ZM81 210V209H80ZM86 210V209H85ZM211 210V211H210ZM207 212H208V210H206ZM209 214H208V216H207V222H208V220L209 221H213L214 223H216L217 222V224L219 225V224H221V222L219 223L218 221L219 220H221L226 214H227V212H228V208L227 207H213V208H211L210 207V209H209ZM241 211V210H240ZM214 212V214H211V213H213ZM241 212H243L244 213V211L242 210ZM140 213V212H139ZM205 213V212H204ZM242 213V214H243ZM69 214V213H68ZM82 214H83V212H82ZM129 214H131V213H129ZM133 214V213H132ZM245 214V213H244ZM140 215H141V213H140ZM143 215V219L145 220V221H147V218H148V216H147V214L145 213V214H142ZM184 215H187V214H184ZM147 217V218H146ZM199 218H200V216H198ZM197 217V218H198ZM248 217V216H247ZM198 218V219H199ZM255 218H257V215L255 214V215H253V216H251V222H253L252 220H254ZM258 218H259V216H258ZM87 219V218H86ZM203 219V218H202ZM226 219H228V218H226ZM96 220H98V219H96ZM240 220H241V218H240ZM245 220V219H244ZM56 221V220H55ZM197 221H202V220H197ZM205 221V218H204V220H203V222ZM242 221V220H241ZM249 221V220H248ZM83 222V221H82ZM245 222H246V220H245ZM258 222H259V220H258ZM141 223V222H140ZM140 223H136V222H130L129 223V227H130V229H132V228H137V227H139L140 226ZM104 224V223H103ZM200 223H198V225H199ZM227 224V223H226ZM249 224H252V223H249ZM57 225V224H56ZM222 225V224H221ZM59 228H60V226L59 225H57ZM53 228H54V226H53ZM56 229V228H55ZM251 229H252V227H251ZM156 230L158 231V232H162L163 231V227H162V225H159V226H156ZM212 229L210 228V229H208V231H211ZM251 231V230H250ZM152 233V232H151ZM151 233H147V232H144V233H141V234H139L138 236H136L134 239H133V234L132 233H126V234H124V235H122L123 236V239L126 241L125 243H123L125 246L124 247H127L128 248V252L130 251V250H133L132 252H131V254L130 253H128L129 254V260L127 261L128 262V264H135V263H137V264H147V256H146V254L145 253H143L142 254V256H141V253H142V249L144 248V246H145V243L147 242V241H149V240H151V238H152V234ZM251 233V232H250ZM3 234V233H2ZM2 234H0V235H2ZM74 234V233H73ZM4 235V234H3ZM20 235V234H19ZM35 235V234H34ZM53 235H54V233H53ZM63 234H60V236H62ZM33 236V235H32ZM50 236H52V235H50ZM151 236V237H150ZM120 235H118L117 236V240L119 241L120 240ZM218 237H220L221 238V240H222V245H220V246H218V248H217V250H219V252H222V256H221V258L223 259V262H225V264H235V260H228L227 259V257H226V253H227V251L229 250V242H228V239H227V234H221V235H219ZM131 239H133V240H131ZM217 240H218V238H217ZM46 241V240H45ZM45 241H43V242H45ZM219 241V240H218ZM0 242H2L3 243V241L2 240H0ZM217 242V241H216ZM118 244V243H117ZM119 245V244H118ZM62 246V245H61ZM55 247V246H54ZM114 248V247H113ZM130 249V250H129ZM117 250V249H116ZM127 250V249H126ZM260 250H262V249H260ZM259 250V248H257V249H253V250H251V252L247 255V256H245V258L244 259H242V264H249V260L251 261H253V262H255V261H258L259 262V264H263L264 263V255H263V253H262V251H260ZM25 251H27V250H25ZM56 251H58V249L56 250ZM224 251H225V253H224ZM120 252V251H119ZM218 252V251H217ZM127 253V252H126ZM215 253H216V251H215ZM232 253V252H231ZM57 254V253H56ZM119 254V253H118ZM217 254V253H216ZM58 255V254H57ZM229 255V254H228ZM231 255V254H230ZM56 257V256H55ZM128 257V256H127ZM140 257H141V259H140ZM232 257V256H231ZM241 258V257H240ZM240 258H237L236 260H237V263L236 264H241L240 262H239V260H241ZM60 261H61V259H60ZM222 261V260H221ZM251 261V262H252ZM189 262V261H188ZM222 262V263H223ZM1 263V262H0ZM102 263V262H101ZM221 263V264H222ZM61 264H63V263H61ZM189 264H191V263H189ZM217 264H220V263H217Z\"/></svg>","mask_w":264,"mask_h":264}]
</instances>
